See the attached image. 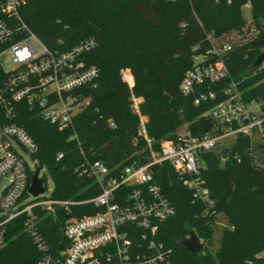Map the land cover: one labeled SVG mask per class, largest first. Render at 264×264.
<instances>
[{
    "label": "trees",
    "instance_id": "1",
    "mask_svg": "<svg viewBox=\"0 0 264 264\" xmlns=\"http://www.w3.org/2000/svg\"><path fill=\"white\" fill-rule=\"evenodd\" d=\"M247 4L249 21L241 11ZM21 13L51 49L65 51L90 37L97 43L83 56L98 68L96 85L85 89L89 102L70 127L59 129L39 110L16 103L14 121L35 141L32 157L52 179L54 199L87 200L100 192L93 178L76 171L87 163L101 160L119 170L133 161L147 162L145 140L138 136L139 117L130 107L131 93L142 98L140 107L147 113L146 131L155 150L160 140H175L184 124L191 136L210 132L214 121L206 112L225 100L233 85L246 104H259L264 127V63L253 65L264 48V0H26ZM208 34L217 44L226 41L232 46L222 54L228 75L199 86V91H213L215 99L194 104L195 94L184 95L179 84L193 56L211 48ZM215 60L209 56V61ZM123 67L130 68L128 83L119 76ZM261 138L238 133L230 145L198 154L199 176L212 200L209 214H203L205 204L192 197L169 163L151 167L154 182L174 209L158 224L156 240L172 247L175 264H264ZM59 152L62 157L57 159ZM98 210L86 202L70 205L69 212L57 209L56 215L40 211L36 225L49 251L58 254L68 245L62 231L66 218ZM215 214L224 215L228 225L212 253L205 242L214 233ZM25 219L22 214L0 227V264H38L41 252L25 229ZM189 228L204 240L203 250L196 254L177 242Z\"/></svg>",
    "mask_w": 264,
    "mask_h": 264
},
{
    "label": "built area",
    "instance_id": "2",
    "mask_svg": "<svg viewBox=\"0 0 264 264\" xmlns=\"http://www.w3.org/2000/svg\"><path fill=\"white\" fill-rule=\"evenodd\" d=\"M25 4L26 0H0V227L25 214V229L41 252L38 264H175L172 247L156 240L158 224L170 217L174 209L154 182L151 167L169 163L191 190L192 197L205 204L203 214H209L212 200L199 176L198 154L214 149L228 135L242 133L253 137L256 132L264 136L263 117H256L233 85L226 90L228 97L206 112L214 121L210 132L201 137L186 132L175 140L162 139L157 150L152 148L146 120L139 117L138 136L145 140L148 149L146 163L133 161L118 170L95 160L76 168L79 175L93 178L100 188L97 195L87 200L54 199L51 191L47 194L45 189L34 197L29 187L39 166L32 157L37 145L14 121L16 103L25 102L31 109L39 110L59 129L70 127L73 117L89 102L85 89L96 85L98 68L87 64L83 56L97 43L90 37L65 51L49 48L24 21L21 11ZM207 38L211 48L193 56V65L179 84L184 95L195 94L194 104L215 99L213 91H199V86L228 75L222 54L231 49V44H217L211 34ZM210 55L217 60L209 61ZM129 77L122 79L128 83ZM138 99L131 93L130 107L137 115ZM108 125L115 127L112 119H108ZM60 157L61 152L57 159ZM45 173L41 167L38 177L43 179ZM45 183L43 180L44 188ZM86 202L99 210L66 218L62 231L68 245L53 254L36 225L39 212L56 215L57 209L69 212L70 205ZM218 215L215 214L214 223ZM1 235L0 229V242ZM199 240L204 247V240Z\"/></svg>",
    "mask_w": 264,
    "mask_h": 264
},
{
    "label": "rangeland",
    "instance_id": "3",
    "mask_svg": "<svg viewBox=\"0 0 264 264\" xmlns=\"http://www.w3.org/2000/svg\"><path fill=\"white\" fill-rule=\"evenodd\" d=\"M241 11H242L243 18L245 20L249 21L251 19L250 7L248 5H244V6H242ZM130 73L131 72H130V68L129 67H123V68H121L119 70V76L121 78L129 77ZM141 101H142V98H140V100L139 99L137 100L138 107H139V114H138L139 116L138 117H141L142 119L148 121V116H147L146 111L142 110L141 107H140V102ZM248 106L255 113V115H256V117L258 119H260L262 117V113H261L259 104L256 101L249 102ZM166 107H168L167 104H166ZM186 127H187V124L182 125L181 127H179L176 130V133L177 134H185L187 132ZM261 137L262 136H260L256 132L253 134V138L254 139H260ZM234 139H235L234 135H228V136L224 137L218 143L217 150H220L223 147H226V146L230 145L234 141ZM261 139H263V141H264V136ZM43 172H44V170H41L40 175H42ZM45 174H46L45 193L48 194V193H50V191L53 188V181L49 177L48 173H45ZM214 225H215V230H214V233H213L211 239L209 241L205 242L206 248L212 253H214L219 248L221 236H222V233H223V229L228 225V222H227V220H226L224 215L219 214L217 216V218H216V221H215Z\"/></svg>",
    "mask_w": 264,
    "mask_h": 264
},
{
    "label": "water",
    "instance_id": "4",
    "mask_svg": "<svg viewBox=\"0 0 264 264\" xmlns=\"http://www.w3.org/2000/svg\"><path fill=\"white\" fill-rule=\"evenodd\" d=\"M263 63H264V48L262 49L260 54L256 57L253 65L255 67H258ZM40 169L41 166L36 167L29 187V193L34 197L40 194L41 192H43L45 189L43 186V179L41 177H38ZM177 242L181 244L184 248H186L191 254H196L203 250L202 242L199 240V237L197 236L195 231L191 228L188 229L187 236L178 238Z\"/></svg>",
    "mask_w": 264,
    "mask_h": 264
}]
</instances>
